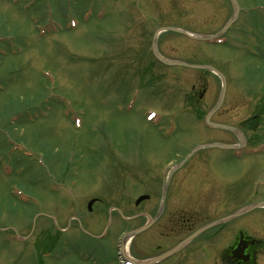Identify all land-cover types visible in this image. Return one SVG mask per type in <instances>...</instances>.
<instances>
[{"label": "rangeland", "instance_id": "rangeland-1", "mask_svg": "<svg viewBox=\"0 0 264 264\" xmlns=\"http://www.w3.org/2000/svg\"><path fill=\"white\" fill-rule=\"evenodd\" d=\"M235 2L223 45L173 33L172 55L224 75L226 97L212 120L264 136V0ZM232 14L231 0H0V264H121L119 242L142 226L138 212L151 204L135 205L137 197L160 200V177L169 169L173 180V161L190 141L235 140L180 123L213 106L216 75L176 67L142 80L126 63L140 56L160 18L206 36ZM191 85L207 94L188 114L180 93ZM149 107L161 120L178 107L177 125L145 122L139 111ZM210 163L227 182L226 196L257 183L264 197V152ZM157 231L131 238L128 255L142 261L173 245Z\"/></svg>", "mask_w": 264, "mask_h": 264}, {"label": "flooded vegetation", "instance_id": "flooded-vegetation-1", "mask_svg": "<svg viewBox=\"0 0 264 264\" xmlns=\"http://www.w3.org/2000/svg\"><path fill=\"white\" fill-rule=\"evenodd\" d=\"M140 20L141 16L138 15L137 22L139 23ZM159 20L161 23L154 28L151 38H143V51L140 56L137 57L136 61L126 63L133 74L134 72L139 73L138 76L142 80L147 78L156 80L161 77L162 69L173 70L177 67L168 64V62L176 60L173 59L172 55L173 33L175 32L167 29L173 28V17H170L169 20L167 18H160ZM156 32L157 37L154 42L153 36ZM153 42L155 43V50L153 49ZM206 94L205 88L195 91L194 85H191L189 90L180 93V111L189 114V109L192 112V108L201 105ZM225 97L226 91L223 102ZM177 110L178 107H174L168 113L171 117L163 120L145 119V114L148 112L159 114L156 107H149L147 111H139V115L151 125H161L162 123L165 126H173L178 123L175 120ZM207 112L202 119L196 118L188 122L182 120L180 123L187 124V126H201L207 132L215 130L220 131V133H227L235 140L232 141L231 138L227 139L224 136H209L208 139L198 141L195 144H191L190 141L188 149L186 148L185 152L180 151L173 161V180L167 179L169 169L165 170L163 178L160 177L162 180L160 185L163 187V195L160 200L151 199L149 194H141L147 195V197L141 200L138 205L150 203V201L151 204L149 210H140L138 216L145 220L142 225L152 220L149 228L157 227V238L163 239V237L173 236V245L162 252L172 247L173 249L178 248L169 257L161 260L162 262L173 258V264H264V214L262 216L252 214L250 217L246 216L260 209H252V206L264 202L263 194L258 190V184L254 183L246 195L243 192L239 193V189H235L236 191L231 196H226V180L219 173L213 171L209 165L211 164L210 160L222 162L227 158L241 159L244 156L263 153L264 139L262 138L264 136L252 137L250 135L245 137L242 134L245 130L241 125L235 126L212 120L213 115L208 122L205 119ZM212 123L235 127L239 130L240 135L229 130L215 128L211 125ZM215 143L229 145L231 148L213 146L200 148L191 153L197 146ZM193 158L195 160H192ZM192 161V167L185 173V167ZM260 182H264V179ZM170 188L173 190L170 191ZM244 207L249 210L239 216L226 219L227 216ZM124 219L128 220L125 217ZM163 222L169 225V232L167 233H163L158 228L160 223L164 228H167Z\"/></svg>", "mask_w": 264, "mask_h": 264}, {"label": "water", "instance_id": "water-1", "mask_svg": "<svg viewBox=\"0 0 264 264\" xmlns=\"http://www.w3.org/2000/svg\"><path fill=\"white\" fill-rule=\"evenodd\" d=\"M231 1H232V5H233V15H232V17H231V18L229 19V21H228V22H227V23L221 28V30H220L219 32H217L216 34H214V35H210V36H206V37H205V36L192 35V34H189V33L185 32V31H182L181 29L175 28V27H173V28H170V27H169V28H167V29H169V30H173L174 32L183 33V34H185V35H187V36H189V37H192V38H196V39H207V40H210V39H212V38H214V37L219 36L220 34H222V33L225 31V29H226V28H227V27L233 22V20L235 19L236 15H237V13H238V6H237L235 0H231ZM156 33H157V32H156ZM155 36H156V34H155ZM155 36H154V39H155ZM168 64H171V65H177V66H185V67L195 68V69H205V70H209V71H211L212 73L216 74V75L220 78V80H221V89H220L219 97H218L216 103L214 104V106L210 109V111H209V112L206 114V116H205L206 121L209 122L210 117L212 116V114H213L216 110H218V109L220 108V106H221V104H222V101H223V97H224L225 89H226V82H225V77L223 76V74L220 73L219 71H217L215 68H213V67L210 66V65L188 64V63H185V62H182V61H171V62H168ZM211 125H212L213 127H215V128H221V129L229 130V131H231V132H233V133H235V134H237V135H240V134H239V131H238L236 128L232 127V126L225 125V124H220V123H212ZM213 146H218V147H222V148H231V146H229V145H223V144H218V143H215V144H206V145H202V146H197V147H195V148L191 151V153H192V152H195L196 150H198V149H200V148L213 147ZM184 161H185V160H184ZM184 161H183V162H184ZM146 197H147V195H141V196H139V197L136 199L135 204H138L141 200H143V199L146 198ZM92 202H93V200L89 201V203H88V209L91 208V204H92ZM260 205L263 206L264 204H257V205H255V206H260ZM255 206H254V207H255ZM244 210H245V209H244ZM244 210H240V211H238V212H235L234 214H231V215L227 216L226 219H229V218L234 217V216H238V215H240L241 213H243ZM226 219H225V220H226ZM151 222H152V220H151ZM149 225H150V223L146 224V225L143 226V227H140V228H138V229H135V230H132V231H129V232L125 233L124 236L122 237V243L126 242L127 240H129L130 238H132L133 236H135L136 234H138V233L142 232L143 230L147 229ZM177 248H178V247H176V248H174V249L172 248V249L168 250L167 252L163 253L162 255H159V256H157V257L151 258V259H149L148 261L143 262V263H140V264H152V263H154V262H156V261H158V260H160V259H162V258L168 256L169 254H171V253L173 252V250H175V249H177ZM124 259L127 260L129 263L136 264V263L134 262V260L131 259V258L124 257Z\"/></svg>", "mask_w": 264, "mask_h": 264}, {"label": "bare ground", "instance_id": "bare-ground-1", "mask_svg": "<svg viewBox=\"0 0 264 264\" xmlns=\"http://www.w3.org/2000/svg\"><path fill=\"white\" fill-rule=\"evenodd\" d=\"M128 247H129V240L123 243L122 249H121L125 257H128Z\"/></svg>", "mask_w": 264, "mask_h": 264}]
</instances>
